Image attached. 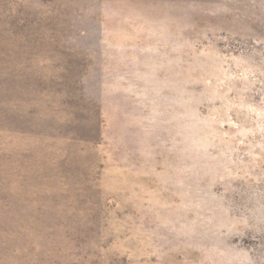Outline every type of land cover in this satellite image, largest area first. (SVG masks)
Masks as SVG:
<instances>
[{
  "label": "rangeland",
  "instance_id": "374dc122",
  "mask_svg": "<svg viewBox=\"0 0 264 264\" xmlns=\"http://www.w3.org/2000/svg\"><path fill=\"white\" fill-rule=\"evenodd\" d=\"M0 264H264V0H0Z\"/></svg>",
  "mask_w": 264,
  "mask_h": 264
}]
</instances>
